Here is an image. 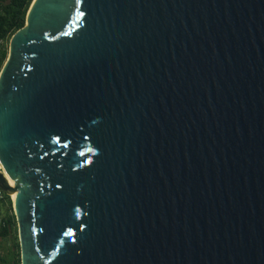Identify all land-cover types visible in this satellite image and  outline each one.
Returning a JSON list of instances; mask_svg holds the SVG:
<instances>
[{"label":"water","instance_id":"water-1","mask_svg":"<svg viewBox=\"0 0 264 264\" xmlns=\"http://www.w3.org/2000/svg\"><path fill=\"white\" fill-rule=\"evenodd\" d=\"M0 135L20 264H264V0H32Z\"/></svg>","mask_w":264,"mask_h":264},{"label":"trees","instance_id":"trees-1","mask_svg":"<svg viewBox=\"0 0 264 264\" xmlns=\"http://www.w3.org/2000/svg\"><path fill=\"white\" fill-rule=\"evenodd\" d=\"M32 0H0V69L8 54L11 35L25 23ZM0 264H20L17 224L10 195L2 191L0 197ZM9 238L8 246L1 240Z\"/></svg>","mask_w":264,"mask_h":264},{"label":"snow or ice","instance_id":"snow-or-ice-1","mask_svg":"<svg viewBox=\"0 0 264 264\" xmlns=\"http://www.w3.org/2000/svg\"><path fill=\"white\" fill-rule=\"evenodd\" d=\"M76 2H77V4H81L82 3V0H76ZM81 14V16L83 17L84 15H85V13H83V12H81L80 13ZM47 33H45V36L47 37ZM63 35H69V33H63ZM88 137H85V139H87ZM56 140H57V144L59 145V138L58 137H56ZM63 147H67V144L65 143L64 145H63ZM0 148H2V135H0ZM55 151H56V149H53V155L55 154ZM85 151H88V149H85ZM45 155H48V153L46 152L45 153ZM80 155H83V153H80ZM43 157H41V159H42ZM84 165H88L89 163H90V161L89 160H84ZM56 187H60V185L59 184H57L56 185ZM77 216H79V213L77 212ZM64 235H67V233H64ZM73 243H75V241H73Z\"/></svg>","mask_w":264,"mask_h":264},{"label":"rangeland","instance_id":"rangeland-1","mask_svg":"<svg viewBox=\"0 0 264 264\" xmlns=\"http://www.w3.org/2000/svg\"><path fill=\"white\" fill-rule=\"evenodd\" d=\"M0 210H3V209L0 207ZM17 238H18V233H17ZM10 242H11V240H9V238H8V239L5 238V239H2V240H1V244H2L3 246H8V245L10 244Z\"/></svg>","mask_w":264,"mask_h":264},{"label":"built area","instance_id":"built-area-1","mask_svg":"<svg viewBox=\"0 0 264 264\" xmlns=\"http://www.w3.org/2000/svg\"><path fill=\"white\" fill-rule=\"evenodd\" d=\"M0 169H2V165H1V163H0ZM2 189L0 188V197L2 196Z\"/></svg>","mask_w":264,"mask_h":264},{"label":"bare ground","instance_id":"bare-ground-1","mask_svg":"<svg viewBox=\"0 0 264 264\" xmlns=\"http://www.w3.org/2000/svg\"><path fill=\"white\" fill-rule=\"evenodd\" d=\"M9 183L11 184L10 179H9ZM11 185H12V184H11ZM11 198L14 199V195H13V193H11Z\"/></svg>","mask_w":264,"mask_h":264}]
</instances>
